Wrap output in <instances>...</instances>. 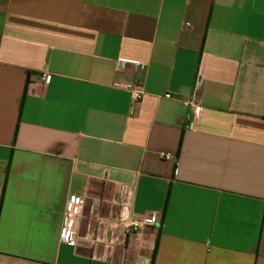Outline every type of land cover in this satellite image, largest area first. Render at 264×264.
Here are the masks:
<instances>
[{"label": "crops", "instance_id": "1", "mask_svg": "<svg viewBox=\"0 0 264 264\" xmlns=\"http://www.w3.org/2000/svg\"><path fill=\"white\" fill-rule=\"evenodd\" d=\"M0 264H264V0H0Z\"/></svg>", "mask_w": 264, "mask_h": 264}, {"label": "built area", "instance_id": "2", "mask_svg": "<svg viewBox=\"0 0 264 264\" xmlns=\"http://www.w3.org/2000/svg\"><path fill=\"white\" fill-rule=\"evenodd\" d=\"M40 78L43 81H48L50 76L47 73H43ZM126 89L131 92L132 100L134 102H139L145 94L144 87L141 84L130 85L127 86ZM165 98L172 99L173 96L171 94H166ZM185 102L193 112H197L201 108L200 98L196 94L187 96ZM163 157L165 159L171 158L170 156ZM82 206L83 204L78 199H74L68 203L66 221L62 230L63 241H68L69 229L76 228V226H78L79 220L76 217V214L81 211ZM159 222L160 217L156 213H152L142 216L139 220L124 222L122 226L127 234H134L140 231L143 227L157 226Z\"/></svg>", "mask_w": 264, "mask_h": 264}]
</instances>
